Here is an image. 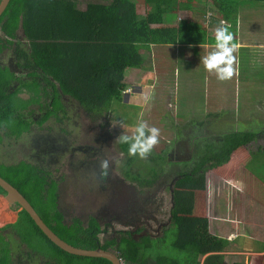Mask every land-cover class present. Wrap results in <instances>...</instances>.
Masks as SVG:
<instances>
[{
    "label": "trees",
    "instance_id": "trees-1",
    "mask_svg": "<svg viewBox=\"0 0 264 264\" xmlns=\"http://www.w3.org/2000/svg\"><path fill=\"white\" fill-rule=\"evenodd\" d=\"M246 1L264 3V0ZM198 2L202 5L205 1L145 0L150 11L141 15L134 0H92L89 4L80 0H11L0 19V28L12 39L22 29L28 53L21 51L19 56L27 60L23 62L24 68L33 72L30 75L31 83H21L24 91L12 92L14 75L0 71V126L12 128L11 135L19 136L26 132L32 121L23 117V111L28 106L19 98V93L35 96L36 101L43 99L48 95L43 86L46 82L58 85L64 95L77 101L88 113L100 115L110 110L113 101L124 102L123 93L129 88L126 71L141 69L147 64L150 59L149 55L144 58V51L151 52L153 46L198 45L207 40L209 30L189 18L180 22L176 28H154L156 25H163L164 18L174 12L191 11ZM212 4L216 6L214 12L224 20L219 25L235 32L242 18L244 0H212ZM207 10L204 7L200 12L206 16ZM85 12L91 13V16L86 17ZM213 23L218 24V21L214 20ZM212 35L215 38V31H212ZM236 42L232 34L231 43ZM3 129L0 128V131ZM253 137L252 133L247 132L228 134L224 137L225 144L219 152L201 157L194 169L181 175L182 178L205 179L206 171L228 163L232 153L238 147L249 144ZM1 140L2 135L0 142ZM119 147L127 159L124 165L125 175L135 177V180L140 179L145 172L143 169L133 172V167L136 161L150 163L148 158L129 156L128 144L119 143ZM149 153L155 154L153 148ZM164 160L165 157L160 156V160L152 167L159 171L157 163L163 164ZM139 166L142 167L141 164ZM146 174L150 178L144 183L153 184L157 173ZM48 176L47 172L39 168L33 169L28 164H0V177L20 191L63 241L85 250L107 249L108 244L101 247L99 233L80 227L71 231L62 225L60 212L55 208L56 185L48 183ZM0 193H4L1 187ZM174 199L176 202L177 194ZM23 225L29 227L33 239L36 237L41 248L45 249L42 251L44 256L53 257L59 263L111 264L104 259L78 257L62 251L24 211L14 227ZM174 227L176 234L171 244L184 254L183 259L176 262L170 258H159L153 264H198L200 257L205 255L207 258L204 264L229 263L223 255L228 251V241L199 231L179 232L177 226ZM152 241L144 239L141 244L132 239L123 241L118 247L119 256L126 264H145L149 257L142 256L143 251L160 245ZM231 263L241 264L237 261Z\"/></svg>",
    "mask_w": 264,
    "mask_h": 264
},
{
    "label": "flooded vegetation",
    "instance_id": "flooded-vegetation-1",
    "mask_svg": "<svg viewBox=\"0 0 264 264\" xmlns=\"http://www.w3.org/2000/svg\"><path fill=\"white\" fill-rule=\"evenodd\" d=\"M25 45L16 34V46L11 49L8 66L18 46L28 53ZM20 61L27 62L24 58ZM12 68L17 72L16 85L25 81L30 73L20 66L12 65ZM43 86L48 93L43 99L31 104L34 96L25 95L23 101L28 106L31 127L22 135L11 137L8 146L3 145L4 150L9 151L5 152L6 159L0 148V163L28 164L47 172L48 183L56 185L55 208L60 212L62 225L71 231L80 227L99 233L101 247L108 244L105 250L118 256V247L123 241L132 239L141 244L144 239L159 240L160 235L164 237L168 230L175 228L178 201L175 202L174 197L178 180L184 173L170 171V166L179 160L185 163L190 158L197 161L203 157L196 146L190 151L186 143L176 144L174 148L172 145L167 163L161 164L154 183L147 185L144 182L150 177L146 172L138 180L125 175L127 159L118 167L123 152L112 149L116 137L111 135L107 124L100 126V115L85 112L77 101L64 95L58 85L46 82ZM214 144L218 146L217 143L211 146ZM200 145L201 141L198 148ZM14 149L19 156L13 153L14 160L9 161ZM178 151L184 156L179 157ZM122 156L126 158L125 154ZM102 161L107 162L106 167L102 166ZM141 168L133 167V172ZM47 189L50 193L48 185ZM6 196V192L0 193V199L9 206L0 217V264H62L44 256L45 249H39V241L36 237L33 239L28 226L14 227L24 209L18 203L10 204ZM15 213L17 219L13 222L11 218ZM149 258L145 264H153Z\"/></svg>",
    "mask_w": 264,
    "mask_h": 264
},
{
    "label": "crops",
    "instance_id": "crops-1",
    "mask_svg": "<svg viewBox=\"0 0 264 264\" xmlns=\"http://www.w3.org/2000/svg\"><path fill=\"white\" fill-rule=\"evenodd\" d=\"M1 1L2 0H0V4ZM194 10L195 7L194 9H191V12H193ZM188 12L190 11L174 12L170 15V18L177 13L185 14ZM1 18L2 16L0 17V19ZM186 19L180 18V21L177 24L173 23V25L175 26H171V23L170 26H166L165 24L168 22H167V17H165L163 25H156L154 26V28H176L180 22ZM214 20L216 19L210 18L207 19V21L205 20V23L207 24L208 27L211 28L212 25L214 24L213 23ZM220 23L221 24L224 23L223 18H221V21H218V24H216L217 27H220L219 25ZM244 26H246V24H244ZM247 27L250 30L246 29L245 31H240V32L245 33V34H241V38L242 37L248 38L250 40L249 42L248 41L246 42L245 40L239 41L237 37L234 35L237 41L235 43L236 46L235 48L237 49L236 52H239L240 55L245 54L246 51L248 50H251L253 52L254 50L258 49L259 46L258 35H261V33L258 32L257 26L248 25ZM20 31L21 29H19L16 32V34H18ZM228 31L232 33V30L228 29ZM210 35L209 37H207V40L204 43L198 45L193 44V45L153 46L151 48V52L144 51L146 53H149L148 59L150 60L147 62V64H144L143 68L128 69L126 71V74L128 76L133 75L136 76L138 79L141 78L142 74H143L142 78H146L154 71L156 77L159 78V73L157 72L156 68L157 66L162 68L163 71L161 72L160 78L164 77V79L165 78L167 79V81L165 80L163 84V87L166 88L164 89V93L166 92V90L171 91L170 92L171 95H174L175 98L174 100L168 101L169 110L174 111L175 113L182 112L180 111V109L182 108L178 106V103L181 99H185L184 108L188 107L189 109L187 117L186 116L181 117L182 120L184 119L186 120L187 124H185L182 130L177 124H175L174 129H177L178 131L173 130V132L177 134L176 140H174V142L177 145L186 143L190 151H192L193 148H195V146H196L195 149L199 150L198 146L200 141L203 144L205 143L209 144L210 147L211 144L217 143L218 148L220 150L222 148L221 146H224L225 144L224 137L226 136L224 135H227L226 134L227 131L222 130L224 129L222 126L213 127L211 130L203 134H201L200 132H196V129L204 126L202 125L204 117H210V113L208 112V109L205 110V106L201 110L197 109L198 105L195 101L196 98H194V91L192 88L194 89L206 88L207 89L206 93H212L213 95L216 96H221V95L226 96L228 94H230L231 96L234 92L239 91L238 90L239 87L245 88L248 84L251 85L255 84L253 81H251V79L250 80L240 79V80H236L235 89H228L227 82L221 80H217V82H215L213 86L211 85V80L205 81L204 79L199 81L192 80V84H190V81H188V84H185L186 80H184L183 76L182 77L178 76L179 79L181 78L178 82H176V80L173 81V79L168 74L169 68H171L172 66L171 64L172 60L170 58V55L172 54L173 51L176 52L177 49H179L180 51V49L183 48L184 51L182 53V57L178 59L181 60V62L179 61L178 63L174 64L175 69L189 72L192 67L190 68V70H188L189 67L188 60L193 59V56L197 55L199 56L201 61L200 69L204 70V72L206 71L202 61L204 57L210 54V51L215 44L214 41L215 39H213L214 37ZM21 45L22 44L20 43V46ZM15 46H16V36L14 39H12L3 32L2 28H0V71L8 72L10 75H14L15 77L14 81L17 80L15 76L17 72L15 69L13 70L12 65L15 66V68H17V66H20L22 69H24V64L21 63L20 61L21 57L19 56V54L21 53L20 46L17 48L15 52L16 58L14 57L13 60L10 61L9 63V66L11 67L7 65V63L9 62L8 57L11 53H13L11 49H15ZM25 48H27V43L25 45ZM25 48H21V49L24 50ZM144 52L142 54H144ZM201 53L204 54L200 56ZM250 54L252 53L250 52ZM172 58H175L174 61H177L176 60L177 57H174V53L172 55ZM166 60L168 61V63H166ZM158 63H160V65ZM150 65H152L151 69H150ZM150 83L153 82L150 81ZM134 84L136 83L133 79V84L132 85L129 84V89L131 88L138 89L139 94H143L144 90L147 91L148 89L147 85L142 84L141 79L140 82H138L137 86H135ZM207 84H209L208 85L209 91ZM15 86L16 83H13V87ZM250 88H251L250 92L253 93L254 88L252 87ZM131 90L133 94H136L133 89ZM177 91L182 92L184 96L182 97L180 95L175 94V92ZM245 91L247 92V90ZM240 92H242V90H240ZM225 100L226 97L224 101H222V104L225 102ZM35 102L36 101H33V103ZM33 103L31 102V104ZM145 103L149 108L153 104V101L151 100V96L149 94H147V99ZM238 103H240V101L235 99L236 111L239 110ZM207 105H211V106L214 105L215 106L214 109H215L218 103H214L213 105L212 104H207ZM27 108L23 111L24 113L23 117H25L27 121H29L30 119H28V117L30 114L26 111ZM218 113H220V111ZM172 117L174 118V116ZM254 119L258 121L257 120L258 118H254ZM231 123H234L233 125L236 126V131H233L232 133H241V132L252 133L255 138L253 137L252 141L249 144L238 147L232 153L228 163L216 169L206 171L205 179L193 177L192 179L180 178L178 180L176 186L177 201H178V214H177L176 226L179 232L199 231L208 235L216 236L219 239L228 241L229 242L228 251H226L223 255L226 256L225 258L226 262L235 263L237 261L236 257L238 256L241 257L242 252H244L245 250L244 248L247 247L251 248L248 242L256 241L264 245V180L260 179L255 173L247 169L249 163L252 162L253 159L252 153L255 152L256 154L258 151H264V148L261 146L260 149L252 146L254 143L257 142V140H259L258 137L261 134L264 136V128L259 127V124L252 127L250 126L249 122H246L244 125L243 123L237 121V119H234ZM259 128L260 131H258ZM207 136H210V138L207 139L206 142ZM263 136L261 138V141H262V145L264 146ZM1 147H2L1 149L2 156L4 159H6L5 152L9 153V151L4 150L2 141L0 142V148ZM11 155H13V153ZM177 155L179 157H183L184 153L178 151ZM179 161L181 162V160ZM187 161L190 162V165L194 168L198 160L194 161L192 158H190ZM185 173H190V172L188 171ZM0 205L2 211L4 208L6 210L9 207L8 205H6V202L3 199H0ZM252 208L256 209L254 215L251 212ZM1 213L2 212H0V217H1ZM16 219L17 217L15 213V217L13 215L12 221L14 222ZM241 239L245 240L246 242L242 241ZM251 252H253V255L255 256L264 255V250H260V248H258L255 252L254 251ZM201 258H202V264H204V261L207 258V256L206 255L201 256L200 259ZM47 259H51V258L47 257Z\"/></svg>",
    "mask_w": 264,
    "mask_h": 264
},
{
    "label": "rangeland",
    "instance_id": "rangeland-1",
    "mask_svg": "<svg viewBox=\"0 0 264 264\" xmlns=\"http://www.w3.org/2000/svg\"><path fill=\"white\" fill-rule=\"evenodd\" d=\"M80 1L85 4H89L91 3L92 0H80ZM180 1L185 2L186 0H180ZM204 1L205 2L202 5H200V2L195 3L193 5L195 7V10L193 12L190 11L185 14L177 13L174 14L171 18L170 15L167 16L168 23H166L165 25L170 26L171 23V26H175L173 25V23L177 24L180 21V18L186 19L187 17H189L193 22H196L203 28L209 30L211 34L210 36L214 37V35H212V31H214L217 25L213 24L212 27L210 28L205 23V20L207 21V19L213 18L218 21H221V18L216 12H214V9L216 10V6L215 5L213 6L212 0H204ZM134 2L137 6V11L139 14L145 15L149 13L150 9L149 6L146 5L145 0H134ZM244 3L245 4H243V10L241 11L242 18L240 24L238 23V28H237L238 30L236 29L235 33L233 31L232 34H234L239 41L245 40L246 42L247 41L249 42L250 40L248 38H243V37L241 38V34H245V33H242L240 31H245L246 29L250 30L247 27L248 25L257 26L258 32L261 33V35H258L259 46L258 49L254 50L253 52L251 50H248L243 55H240L239 52H236L237 49L235 48V50L232 52V56L235 58L232 64L233 75L230 78L221 80L217 78V73L214 70L213 71L206 70L205 72L204 70H201L200 69L201 61L199 56L197 55L193 56V59L188 60L189 61L188 70H190V68L192 67L189 72L177 70L175 69L174 64L178 63L179 61L181 62V60L178 59L182 57V53L184 49L181 48L180 51L179 49H177L176 52L173 51L172 54L170 55V58L172 60L171 62L172 66L171 68H169L168 74L173 79V81L176 80V82H178L181 79V78L179 79L178 76L181 77L183 76L184 80H186L185 84H188V81H190V84H192V80L199 81L204 79L205 81L211 80V85L213 86L215 82H217V80H221L227 82L228 89H235V82L236 80H240V79H249V80L251 79V81L255 83L252 85L248 84L245 88L239 87L238 88L239 91L234 92L231 96L230 94L226 96L225 95L216 96L213 95L212 93H206L207 90L206 88H197V89L192 88L194 91V98H196L195 101L198 105L197 109L201 110L205 106V110L208 109V112L210 113V117H211V118L204 117L202 123V125L204 126L196 129V132H200L201 134L211 130L213 127L216 126H222L224 128L222 130H226L227 135L231 134L233 131H236V126L233 125L234 123H231L234 119H237V121L243 123L244 125L246 122H249L250 126L252 127L259 124V127L264 128V39H262L264 38V3H255V2L250 3L246 0H244ZM204 7L208 9L206 16H203L202 13L200 12V10L203 9ZM84 15L88 17L91 16V13L85 12ZM244 24H246V26H244ZM20 33L21 32H19V34ZM213 51H216L215 47L211 49L210 53H212ZM250 52L252 54H250ZM173 53H174V57H177L176 58L177 61H174L175 58H172ZM203 54L204 53H201L200 56ZM148 55L149 53L144 52V57H147ZM166 63H168L167 60ZM158 64L160 65V63ZM158 67L159 66H157L156 70L159 73V78L156 77L154 71L148 77L142 78L143 77L142 74L140 78L142 84L147 85L148 87L147 91L144 90L143 94H139L138 89L131 88L130 86V88L133 89L136 94H133L131 90L129 94L123 96L124 102L113 101L110 110L100 114L101 120L99 122L100 126H104V124H107L106 126L110 127L109 132H111V135L113 137H116V139L114 138L112 149L118 151L119 153H122L119 147V143H120L119 137L121 135L132 136L135 133V129L139 123L142 122L145 124L146 134H147V128L155 127L159 130V135L157 137L158 142L152 147L153 152L155 154L148 153L146 155L150 163L147 162L146 164H142V162L145 161L141 159L142 162L136 161V164L134 165L135 168L140 169L139 164H141L142 165L141 169H143V171L148 174H154L159 172L158 169H155L152 166L157 160H160V156L165 157L163 164L165 165L167 163L168 161L167 157L170 154H172L170 152L172 145L173 148L176 146L174 140H176L177 134L174 133L173 130L174 131H178V130L174 129V125L177 124L182 130L185 124H187V122L184 119L185 117L183 118L184 120H182L181 117L182 116L187 117L189 110L188 107L184 108L185 99H181L178 103V106L182 108L180 109V111L182 112L175 113L174 111L169 110L168 101L174 100L175 98L174 95H171L170 93L171 91L166 90V92L164 93V89L166 88L163 87V84L165 80L167 81V79L166 78L164 79V77L160 78L161 72L163 70L162 68L160 67L158 68ZM133 79L136 83L134 85L137 86L138 82H140V79H138L136 76L133 75L128 76L127 79L128 84L132 85ZM150 81H152L154 84L150 83ZM208 85L209 84H207V86ZM250 87L254 88L253 93L250 92L251 89ZM240 90H242V92H240ZM245 90H247V92ZM128 91H130V89ZM208 91H209V86H208ZM147 94L151 96V100L153 101V104L151 105L150 108L145 103L147 99ZM175 94L180 95L182 97L184 96L182 92H178V91L175 92ZM225 97L226 100L222 104V101H224ZM235 99L240 101V103H238L239 105L238 111H236ZM33 101H36V99L34 98ZM41 103L43 104L44 101H40V104ZM214 103H218L215 109H214L215 106L213 105ZM207 104H212L213 106ZM217 111L218 112L220 111V113H218ZM172 116H174L176 120ZM254 118H258L257 119L258 121H256ZM0 128L5 129L0 131V135H2L3 137V140H1L2 144L5 145L6 147L9 144L10 141L9 139L15 135H11L12 128L10 127L1 125ZM258 131H260V128L258 129ZM4 133H6V136H4ZM261 135L258 137L260 141L257 140V142L252 145L253 147L260 149L261 146L264 148L261 141L263 135L262 136ZM209 138L210 136L206 137V142L207 139ZM206 144L207 143L205 144L202 143V146L200 145L198 150V154L200 156H206V155L210 156L213 152V149L215 150L214 151L215 153L219 152V148L216 144L212 145L211 147L209 146V144L208 145ZM221 147L223 148V146ZM12 153H14L16 156H19L15 149L13 150ZM122 155H124V153H122ZM122 155H121V159L118 161V167L121 166L126 159L125 156L123 157ZM252 155H253L252 162L249 163L247 169L255 173L260 179L264 180V151H258L256 154L255 152H253ZM8 160L13 161L14 160L13 155H11L10 159ZM199 161L200 159H198V162ZM212 162H214V160ZM175 163L176 164H172L173 166H170V171L173 172L179 171L180 173H185L188 171L190 172L194 169L190 165V162L188 161L185 163H181L180 161ZM161 164L162 163L160 162L157 163L159 168ZM116 174H119V171H117ZM64 199L67 202L65 204H68L69 200L68 198H66L65 195H64ZM4 210L5 208L2 211L0 207V212H4ZM251 212L254 215L256 209L252 208ZM175 234L176 232L173 228L166 232L164 238L162 237L163 235H160L158 237L160 238L159 240L152 241L153 243L158 242L157 244L160 243V245L152 249L144 250L142 256L150 257L149 261L152 263H154L155 260L159 258H170L176 262H181L184 254L180 250H177L175 247H173L171 244L172 240L175 237ZM242 241L246 242L245 240ZM248 243L249 246H251V248L249 247L244 248L245 250L244 252H242L241 257L236 258L237 262L240 261L241 264H264V255L255 256L253 255V252H251V251L255 252L258 248H260V250H264V245L256 241L248 242ZM40 247H42L41 244H39V249ZM199 263L202 264V258L200 259ZM228 264H232V263L229 262Z\"/></svg>",
    "mask_w": 264,
    "mask_h": 264
},
{
    "label": "clouds",
    "instance_id": "clouds-1",
    "mask_svg": "<svg viewBox=\"0 0 264 264\" xmlns=\"http://www.w3.org/2000/svg\"><path fill=\"white\" fill-rule=\"evenodd\" d=\"M24 37L23 39L24 41H26ZM231 42H232V34L227 30V28L224 26L217 27L215 29V44H214L216 51L204 57L202 61L205 69L209 71L214 70L217 73V78L221 80L228 79L233 75L232 64L235 58L232 56V52L235 50L236 46ZM27 71H29L30 73L27 79L25 81H22L21 83L24 82L31 83L30 75L31 72L33 71L28 69ZM21 83L20 82L17 83L15 87H13L12 85L11 88L12 92H17L22 90ZM128 90L129 89H127L123 93V96L124 95L126 96V94H129L131 92V89L130 91ZM25 95L28 94L25 92H20L19 98L23 100ZM84 111L87 112L86 110ZM158 135H159V130L155 127L147 128V134H146V126L144 123L141 122L137 125L135 129V133L132 136L121 135L119 137V140L120 143L122 144H128L129 156L138 155L140 158H145L146 155L151 151L152 147L158 142L157 141ZM101 164L103 167L107 166L106 161H102ZM118 257L120 258V260L122 259L123 261H125L120 256Z\"/></svg>",
    "mask_w": 264,
    "mask_h": 264
},
{
    "label": "water",
    "instance_id": "water-1",
    "mask_svg": "<svg viewBox=\"0 0 264 264\" xmlns=\"http://www.w3.org/2000/svg\"><path fill=\"white\" fill-rule=\"evenodd\" d=\"M11 0H2L0 4V17L7 9L9 3ZM21 33H18V37L22 38L24 37V32L20 31ZM0 187L4 192H6V200L9 201L10 204L18 203L24 211L28 213V215L31 217V219L35 222V224L39 227V229L44 233V235L58 248H60L62 251L78 257H88V258H100L109 261L111 264H121L120 258L118 255L102 250V249H96V250H85L81 248L74 247L72 245H69L67 242L63 241L58 235H56L50 228L45 224V222L42 220L40 215L36 212V210L30 205V203L24 198V196L10 183H8L6 180L0 177Z\"/></svg>",
    "mask_w": 264,
    "mask_h": 264
},
{
    "label": "built area",
    "instance_id": "built-area-1",
    "mask_svg": "<svg viewBox=\"0 0 264 264\" xmlns=\"http://www.w3.org/2000/svg\"><path fill=\"white\" fill-rule=\"evenodd\" d=\"M120 263L121 264H126L125 261H123L122 259L120 260Z\"/></svg>",
    "mask_w": 264,
    "mask_h": 264
}]
</instances>
